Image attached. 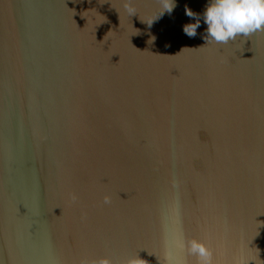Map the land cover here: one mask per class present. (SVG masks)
I'll return each instance as SVG.
<instances>
[{
    "label": "water",
    "instance_id": "water-1",
    "mask_svg": "<svg viewBox=\"0 0 264 264\" xmlns=\"http://www.w3.org/2000/svg\"><path fill=\"white\" fill-rule=\"evenodd\" d=\"M174 2L0 0V264H264V31Z\"/></svg>",
    "mask_w": 264,
    "mask_h": 264
},
{
    "label": "clouds",
    "instance_id": "clouds-1",
    "mask_svg": "<svg viewBox=\"0 0 264 264\" xmlns=\"http://www.w3.org/2000/svg\"><path fill=\"white\" fill-rule=\"evenodd\" d=\"M162 15L165 11L171 13L175 8L174 0H159ZM125 11L129 16L137 14L135 7L125 3ZM185 13L190 18H196V23L186 24L183 31L190 37L197 35L200 27V16L185 6ZM202 18L207 25L206 42L208 44H228L235 41L238 36H250L258 31H264V0H210L206 6ZM149 25L152 21H146ZM175 186V182H173ZM73 200L76 197L73 196ZM104 204H110V196H105ZM166 247L181 252L186 251L188 255L196 258L197 264H214V249L205 241L195 238L186 239L182 234H174L170 240H166ZM167 264H172V252L165 254ZM249 262V261H248ZM79 264H113L110 257H101L95 260L82 259ZM121 264H146L137 252L134 256L121 261ZM237 264H243L237 261Z\"/></svg>",
    "mask_w": 264,
    "mask_h": 264
}]
</instances>
